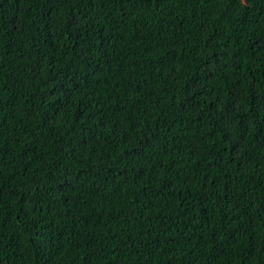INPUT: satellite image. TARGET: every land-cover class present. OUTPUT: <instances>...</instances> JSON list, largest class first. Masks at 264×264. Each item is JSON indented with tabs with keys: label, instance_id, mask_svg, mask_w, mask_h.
<instances>
[{
	"label": "trees",
	"instance_id": "obj_1",
	"mask_svg": "<svg viewBox=\"0 0 264 264\" xmlns=\"http://www.w3.org/2000/svg\"><path fill=\"white\" fill-rule=\"evenodd\" d=\"M0 264H264V3L0 0Z\"/></svg>",
	"mask_w": 264,
	"mask_h": 264
},
{
	"label": "rangeland",
	"instance_id": "obj_2",
	"mask_svg": "<svg viewBox=\"0 0 264 264\" xmlns=\"http://www.w3.org/2000/svg\"><path fill=\"white\" fill-rule=\"evenodd\" d=\"M249 9L254 10L264 3V0H244Z\"/></svg>",
	"mask_w": 264,
	"mask_h": 264
}]
</instances>
